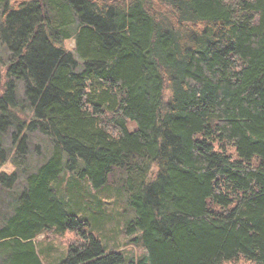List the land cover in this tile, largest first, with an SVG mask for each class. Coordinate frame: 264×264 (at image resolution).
I'll return each mask as SVG.
<instances>
[{
	"label": "trees",
	"instance_id": "trees-1",
	"mask_svg": "<svg viewBox=\"0 0 264 264\" xmlns=\"http://www.w3.org/2000/svg\"><path fill=\"white\" fill-rule=\"evenodd\" d=\"M0 46V264L68 230L57 264H264V0H0ZM101 193L137 256L93 232Z\"/></svg>",
	"mask_w": 264,
	"mask_h": 264
},
{
	"label": "rangeland",
	"instance_id": "rangeland-1",
	"mask_svg": "<svg viewBox=\"0 0 264 264\" xmlns=\"http://www.w3.org/2000/svg\"><path fill=\"white\" fill-rule=\"evenodd\" d=\"M64 46L67 49L73 50L74 48V40L68 39L64 42ZM7 52L0 46V60H6ZM0 73L3 75L4 73V66L0 64ZM4 144L9 146L11 144L10 136L7 135L4 138ZM38 145V148L36 147ZM51 143L49 139L38 132H35L31 136V145L28 152V159H29V166L31 169L35 168V166L42 163L46 158L49 157L51 153ZM8 158V161L1 167L2 170L7 172L12 171L15 166L11 162V156ZM81 181V180H80ZM25 183V175L20 174L17 183L14 185L13 190H18L22 187ZM84 181H81V184ZM12 195L7 193L0 192V209L1 210H8L10 209L9 201ZM98 198L103 203V208L105 209V213L110 215L112 221L106 220V217L102 218L98 213V210H92V214L87 215L90 224L93 227V232H95L99 236V227L103 230V234L105 235V239L103 240L111 242V244L115 245L119 250L126 252L128 255L137 256L138 250L130 241L126 235L123 234L121 231V225L126 223L130 217L127 215V210L124 209V196L120 194L115 202L114 197L109 196L107 197L106 193H101L98 195ZM86 207H88L86 205ZM88 209H99L96 207H88ZM98 218L103 219L102 225H100L96 220ZM100 219V220H101ZM100 229V230H101ZM130 235V234H129ZM78 238L74 231L68 230L63 235H54L52 233H42L35 238V241L38 245L39 249H43L47 254H44V264H57L59 263L62 258L65 256L66 249L70 242L74 239ZM110 238V239H109ZM105 241V242H106ZM233 264H249L248 261L239 260Z\"/></svg>",
	"mask_w": 264,
	"mask_h": 264
}]
</instances>
